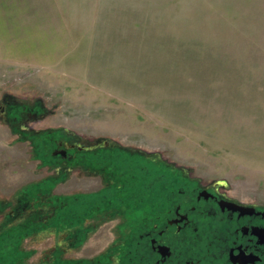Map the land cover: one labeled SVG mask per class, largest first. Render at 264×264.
<instances>
[{"label":"rangeland","instance_id":"374dc122","mask_svg":"<svg viewBox=\"0 0 264 264\" xmlns=\"http://www.w3.org/2000/svg\"><path fill=\"white\" fill-rule=\"evenodd\" d=\"M5 92L43 101L40 127L111 139L264 203V0H0ZM14 137L0 125V199L40 176ZM100 183L72 173L65 192ZM88 219L64 257L97 256L122 221ZM27 236L6 259L48 264L59 237Z\"/></svg>","mask_w":264,"mask_h":264},{"label":"flooded vegetation","instance_id":"af4514ba","mask_svg":"<svg viewBox=\"0 0 264 264\" xmlns=\"http://www.w3.org/2000/svg\"><path fill=\"white\" fill-rule=\"evenodd\" d=\"M47 113L40 98L0 96V125L40 174L0 199L7 257L14 259L26 235L42 234L59 237L48 264H264V203L235 198L223 179L147 161L145 152L111 139L40 127ZM82 172L101 183L66 194L71 174ZM93 215L122 218L112 243L92 259L64 257L94 229Z\"/></svg>","mask_w":264,"mask_h":264},{"label":"trees","instance_id":"16d2710c","mask_svg":"<svg viewBox=\"0 0 264 264\" xmlns=\"http://www.w3.org/2000/svg\"><path fill=\"white\" fill-rule=\"evenodd\" d=\"M17 245H18V243H17ZM17 245L15 247H17ZM7 251H8L7 247H0V264H10V262L6 259ZM17 263L18 262H16V264Z\"/></svg>","mask_w":264,"mask_h":264}]
</instances>
